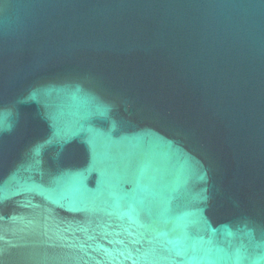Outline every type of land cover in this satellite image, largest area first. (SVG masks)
<instances>
[{
	"label": "water",
	"instance_id": "water-1",
	"mask_svg": "<svg viewBox=\"0 0 264 264\" xmlns=\"http://www.w3.org/2000/svg\"><path fill=\"white\" fill-rule=\"evenodd\" d=\"M0 264H264V0H0Z\"/></svg>",
	"mask_w": 264,
	"mask_h": 264
}]
</instances>
